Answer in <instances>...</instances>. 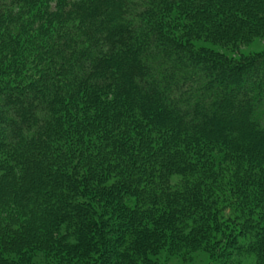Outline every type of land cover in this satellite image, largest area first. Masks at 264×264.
Masks as SVG:
<instances>
[{
	"label": "trees",
	"instance_id": "obj_1",
	"mask_svg": "<svg viewBox=\"0 0 264 264\" xmlns=\"http://www.w3.org/2000/svg\"><path fill=\"white\" fill-rule=\"evenodd\" d=\"M171 12L264 34V0H0V51L37 40L0 69V264H264V54Z\"/></svg>",
	"mask_w": 264,
	"mask_h": 264
},
{
	"label": "rangeland",
	"instance_id": "obj_2",
	"mask_svg": "<svg viewBox=\"0 0 264 264\" xmlns=\"http://www.w3.org/2000/svg\"><path fill=\"white\" fill-rule=\"evenodd\" d=\"M53 6V5H52ZM13 11H17L16 9ZM36 10L32 9L25 16L27 20H34L33 15H36ZM172 16L166 21V24L171 28V32L178 37L185 39L184 41L193 46L195 50L200 52L211 53V55L220 58L224 62H237L243 59H250L254 56L264 54V34L250 36L247 40L239 42L237 45L219 44L206 38L202 33L198 37L189 36L187 38V30L189 27H184L183 21H176L175 13L171 12ZM33 17V18H32ZM36 34L29 31L27 34L20 35L15 39V42L6 48L5 51H0V69H32L33 65H29L32 57L29 53L34 52L35 46H32L37 40ZM188 39V40H187ZM187 40V41H186ZM44 43H36L41 46ZM210 255L207 250L197 249L192 252L183 251L177 255L161 252L157 259L160 264H210ZM242 264H253L254 257L250 254L242 253L236 257Z\"/></svg>",
	"mask_w": 264,
	"mask_h": 264
}]
</instances>
